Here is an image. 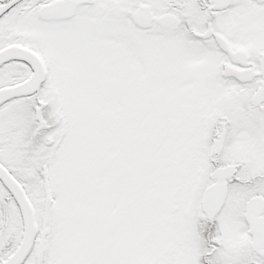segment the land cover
Instances as JSON below:
<instances>
[{
	"label": "snow or ice",
	"instance_id": "obj_1",
	"mask_svg": "<svg viewBox=\"0 0 264 264\" xmlns=\"http://www.w3.org/2000/svg\"><path fill=\"white\" fill-rule=\"evenodd\" d=\"M0 264H264V0H0Z\"/></svg>",
	"mask_w": 264,
	"mask_h": 264
}]
</instances>
